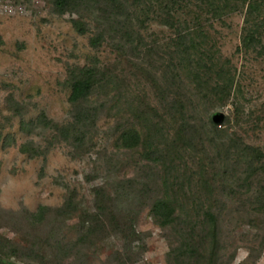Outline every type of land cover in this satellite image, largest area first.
Returning <instances> with one entry per match:
<instances>
[{
  "label": "rangeland",
  "instance_id": "1",
  "mask_svg": "<svg viewBox=\"0 0 264 264\" xmlns=\"http://www.w3.org/2000/svg\"><path fill=\"white\" fill-rule=\"evenodd\" d=\"M149 3L58 14L53 0H0V236L19 250L0 255V264H181L169 254L178 228L160 227L151 213L160 198L181 227L199 225L202 208L214 210L215 264H264V158L249 176L240 151L264 156V53L241 48L247 4L221 6L198 26L195 8L179 12L177 29L192 33L184 42L159 24L165 0ZM200 59L210 72L201 64L190 74L189 62ZM84 67L95 73L88 104L97 114L78 144L36 121L44 114L58 128L72 122L70 81ZM216 112L228 121L215 131ZM128 130L140 135L133 149L120 145ZM69 198L68 214L28 221L38 207ZM101 207L102 225L85 236ZM24 251L30 258H19Z\"/></svg>",
  "mask_w": 264,
  "mask_h": 264
},
{
  "label": "trees",
  "instance_id": "2",
  "mask_svg": "<svg viewBox=\"0 0 264 264\" xmlns=\"http://www.w3.org/2000/svg\"><path fill=\"white\" fill-rule=\"evenodd\" d=\"M150 0H53V7L58 14L65 13H75L77 9L88 6H98L104 5L110 9H115L119 12L125 11L129 6L135 8L148 6ZM241 3V7L244 8L247 4L245 14L246 20L245 24L247 29L243 33L241 40V48L246 52L253 51L254 53L261 55L264 53V45H262V40L264 36V0H165V5L160 8L159 19L160 25L169 29H174L177 31V35L180 40L185 42L186 37L192 35L191 32L178 30V21L176 15L186 12L188 15L191 14L193 8L196 9L194 22L198 26L197 22L201 20L204 16H209L210 20L216 19L218 17V12L221 6L234 5L237 10L236 4ZM151 6H149L150 8ZM193 7V8H192ZM240 7V8H241ZM180 12V13H179ZM116 16V15H115ZM202 16V18H201ZM74 27L80 33H84V29L79 27L78 22H73ZM212 26V25H211ZM97 40H91V45L93 47L97 46ZM187 51L184 52L185 56L188 57V61L191 60V54ZM196 65L192 67L189 62L190 74L194 75L195 72H199L201 64L203 68L210 72V67L207 69L204 59L197 61ZM211 67H213L211 65ZM221 75V73H219ZM96 86L95 73L94 70L88 67L78 69L70 81V94L68 97V102L73 109L72 122L68 123L61 128H58L51 121L47 119L44 114H40L37 118L36 123L41 124L44 129L57 130L64 140H69L73 136V142L78 144L84 140L85 127H91L94 125L95 116L97 114V109L89 105V98L93 93ZM232 87V83L228 80L222 85V93L228 95ZM179 111V110H178ZM180 111L183 112L181 109ZM210 124L216 131L218 126L224 125L228 120L221 113H213L209 118ZM140 143V135L135 130H128L121 134L120 145L124 149H133ZM31 142L22 145L20 147V152L27 153V147ZM240 145V144H239ZM232 148H238L236 144L231 145ZM241 155L245 156L247 159V174L250 176L254 174L255 163H259L263 160L264 156L258 149L240 145ZM236 150V149H235ZM73 204L72 198H69L67 202L60 208L51 209L49 207L40 206L37 208L36 212L28 213L27 219L30 223L35 225L42 224L43 220L48 214L54 213L58 216H63L68 214L69 209ZM105 209L101 207L96 213L89 215V223H91L88 228V236L93 233L96 225L100 222L102 225L103 221L100 218V211ZM202 212V222L199 225L192 224L180 226L179 222L182 220L175 214L174 207L171 202L165 198L155 199L151 205V213L155 218L157 224L162 227H175L178 228L179 237L174 245L170 246V257L173 259L174 256L179 257L181 264H190L191 258L194 259L195 264H215L216 260L219 259V241H218V231H219V219L218 215L208 207L206 209H201ZM110 219L117 225V221L113 212L111 211ZM97 220V221H96ZM96 221V222H95ZM196 226V227H195ZM101 227V226H100ZM104 228V226H102ZM102 230V229H101ZM82 240V238H81ZM17 245L13 244L11 241L4 239L0 236V255L7 256L13 254L14 256L19 253ZM59 252L63 251L66 247L58 245ZM10 252V253H9ZM21 253L19 258H30L32 251H24ZM18 256V255H17Z\"/></svg>",
  "mask_w": 264,
  "mask_h": 264
}]
</instances>
